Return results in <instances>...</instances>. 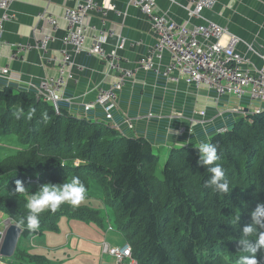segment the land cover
I'll return each instance as SVG.
<instances>
[{
  "label": "trees",
  "instance_id": "16d2710c",
  "mask_svg": "<svg viewBox=\"0 0 264 264\" xmlns=\"http://www.w3.org/2000/svg\"><path fill=\"white\" fill-rule=\"evenodd\" d=\"M18 107L24 109L19 120L14 115ZM9 133L25 148L0 159V212L21 227L20 239L56 231L60 217L92 221L103 229L104 220L110 219L130 246L135 264H237L243 227L257 204L264 203V109L241 116L209 139L229 181L227 194L205 186L211 174L198 164L197 148L173 149L159 168L145 140L122 137L108 124L71 117L61 108L56 112L34 92L2 86L0 135ZM73 177L86 190L96 179L111 215L65 203L55 213H42L40 228L28 231L27 198L15 192L16 181L31 192ZM257 258L264 264L260 253ZM10 260L49 264L20 249L19 243Z\"/></svg>",
  "mask_w": 264,
  "mask_h": 264
},
{
  "label": "crops",
  "instance_id": "0c3cea01",
  "mask_svg": "<svg viewBox=\"0 0 264 264\" xmlns=\"http://www.w3.org/2000/svg\"><path fill=\"white\" fill-rule=\"evenodd\" d=\"M77 1L81 0H20L11 6L8 14L12 18L4 21L0 39V69L7 67L10 73L0 79V87L11 86L38 95L40 82L58 76V64L63 53L71 51L62 42L66 30L62 17L64 10ZM112 1L115 12L107 11L104 15L92 12L87 16L85 45L91 46L100 31L113 34L107 37L103 48L106 52L116 50L121 66L132 71L133 76L124 82L113 119L106 122L100 106L94 105L88 111L84 108L95 101L99 89H106L114 83L117 75L96 56L72 55L59 107L69 116L105 123L122 137L145 140L158 157L161 168L173 149L196 148L201 141L209 142L213 134L230 128L241 116L264 109V103L252 101L248 95L217 98L204 87L196 89L182 81L169 82L163 76V70L169 64L170 56L164 53L157 58L152 54L157 36L148 19L138 9L128 6L126 0ZM215 1L214 9L205 11L204 18L238 37L241 43L236 46L237 52L248 57L251 68L263 69L264 61L257 55L264 57V0ZM184 4L182 0L177 4L156 0L155 10L178 24H198V19L189 18ZM40 13L57 19V28L51 31L52 41L45 52L38 49L37 44L43 35L50 33V27L38 18ZM121 39L124 46L117 50ZM17 45L29 46V49L12 60L11 55ZM246 46L252 47L255 53H248ZM140 60L151 62L155 72L140 69L137 66ZM7 218L0 212V227ZM68 223H64L65 232L58 235L62 243L50 244L48 240H53V234L44 235L42 231L26 236V239L31 237L32 253L28 251L29 244H22L21 239L18 242L20 249L46 258L49 264H116L112 257L102 254V244L123 247L127 243L122 233H116L118 230L110 219L104 220V233L100 234L92 227L90 236L77 229L76 224L71 226ZM51 252L53 260L50 261L47 253ZM0 264H13V261L1 257Z\"/></svg>",
  "mask_w": 264,
  "mask_h": 264
},
{
  "label": "built area",
  "instance_id": "2783aa9c",
  "mask_svg": "<svg viewBox=\"0 0 264 264\" xmlns=\"http://www.w3.org/2000/svg\"><path fill=\"white\" fill-rule=\"evenodd\" d=\"M20 0H0V39L3 23L12 18L8 14L11 6ZM128 6L134 7L145 16L157 36V43L152 49V54L161 58L166 53L170 56L169 64L163 70V76L171 83L184 82L196 89L204 87L212 91L216 97L235 96L241 98L248 95L252 101L264 103V68L257 70L250 67L248 57L240 55L236 46L240 39L231 34L226 28L219 26L211 20L204 18V12L214 9L215 0H182L184 9L189 18L198 19L196 25L186 23L178 24L166 14L155 10L156 0H126ZM177 4L178 0H169ZM107 11H116L112 0H81L64 10L62 19L66 23L63 44L70 47V53L64 52L58 64V76L55 79H46L39 83L38 95L48 102L56 112L59 111L62 100L61 89L64 77L67 75L68 66L72 55L87 54L96 56L110 71L117 75L114 83L106 89H99L96 99L92 104L86 105L88 111L98 105L103 109L105 121L111 122L117 98L123 88L124 82L133 76V72L121 66L116 50L106 52L103 43L111 33L100 31L93 39L91 46L86 47L85 20L92 12L104 15ZM38 18L50 27V33L42 36L37 44L38 49L45 52L52 41L51 31L57 28V19L40 13ZM124 42L117 45V50L122 49ZM248 53H255L250 46ZM29 46L17 45L11 59L15 60L23 55ZM259 56L263 61L264 57ZM140 69L155 72L153 64L140 60L137 65ZM7 67L0 69V79L9 75ZM70 77V76H68ZM78 162H75L77 164ZM37 180H28L34 184ZM4 232L0 231V244ZM101 252L115 260L116 264H132L131 248L128 244L123 247H111L106 243L101 246ZM1 259V256H0ZM134 264V262H133Z\"/></svg>",
  "mask_w": 264,
  "mask_h": 264
},
{
  "label": "clouds",
  "instance_id": "9594fccd",
  "mask_svg": "<svg viewBox=\"0 0 264 264\" xmlns=\"http://www.w3.org/2000/svg\"><path fill=\"white\" fill-rule=\"evenodd\" d=\"M35 110L28 113L30 119ZM16 119L24 115L23 107H18L14 113ZM46 118V117H45ZM198 149V164L206 167L209 176L206 187L217 193H229V181L225 171L219 163L221 157L217 154V146L212 143L201 141L195 146ZM15 192L17 194H28L29 192L22 181H16ZM86 187L78 177H73L71 182L62 185L53 186L45 184L39 187L35 194L28 195L25 207L28 214L25 217L27 230L36 232L40 228V217L46 211L55 213L61 205L68 203L77 206L82 203L86 197ZM251 222L243 227L242 236L238 239L240 252L237 264H260L257 254L264 258V203L257 204L250 213ZM237 220L239 217L236 218ZM24 220L21 224H24Z\"/></svg>",
  "mask_w": 264,
  "mask_h": 264
},
{
  "label": "rangeland",
  "instance_id": "374dc122",
  "mask_svg": "<svg viewBox=\"0 0 264 264\" xmlns=\"http://www.w3.org/2000/svg\"><path fill=\"white\" fill-rule=\"evenodd\" d=\"M0 159L8 156V155H11V154H14L16 153L17 151H20L22 149L25 148V146H23L17 139V137L15 136V134H12V133H9V134H6V135H1L0 136ZM90 183L89 184V188L87 189V192H86V197L84 199V201L82 203H80L78 206H82V207H88V208H92L96 211H100L102 214L107 211V213L109 215H111V209L108 208L107 206H105L103 203V198L101 197L102 195V191L100 186H99V183L97 182L96 179H91L90 180ZM30 187H27L26 190H29ZM37 191H34L32 190L31 192H29L28 194H25L26 195V198L28 199V195L30 194H35ZM68 204V203H67ZM69 221V225L72 226V224H76V228L79 229L81 231H85L87 233V236H90V232L92 233L93 232V229L92 227H95L96 229H98L100 231V234L104 231H103V228H101L98 224H96L95 222H85V221H81V220H77V219H68V218H65V217H60L57 221V230L56 231H48V230H45L44 231V235H50V234H46V233H52L53 235V240H48V242L50 244H54L56 242H59V243H62L59 238H58V235H61L62 233L65 232L66 228L64 226V223H67ZM12 224H16L14 223L10 218H7L5 220L2 221V226L0 227V230L1 232H5V230ZM17 225V224H16ZM20 227V226H19ZM21 228V227H20ZM69 231V229H67ZM119 231H116V233H118ZM120 235L121 232H119ZM55 237H57L55 240ZM90 238H93V237H90ZM30 239L31 237H26L25 238H21V242L22 244L23 243H26L29 244L28 245V251L30 253L33 252L32 250V244H30ZM26 240V241H24ZM51 253H47V258L51 260H53L51 258ZM6 260V259H5ZM85 262V261H84ZM52 263V262H51ZM133 264V262H132Z\"/></svg>",
  "mask_w": 264,
  "mask_h": 264
},
{
  "label": "water",
  "instance_id": "95a60500",
  "mask_svg": "<svg viewBox=\"0 0 264 264\" xmlns=\"http://www.w3.org/2000/svg\"><path fill=\"white\" fill-rule=\"evenodd\" d=\"M22 229L16 225H10L4 232L0 244V256L5 259H10L14 255Z\"/></svg>",
  "mask_w": 264,
  "mask_h": 264
}]
</instances>
